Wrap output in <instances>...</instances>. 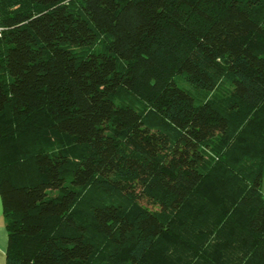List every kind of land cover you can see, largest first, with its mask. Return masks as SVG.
I'll list each match as a JSON object with an SVG mask.
<instances>
[{
	"label": "trees",
	"instance_id": "1",
	"mask_svg": "<svg viewBox=\"0 0 264 264\" xmlns=\"http://www.w3.org/2000/svg\"><path fill=\"white\" fill-rule=\"evenodd\" d=\"M0 195L6 264H264V0H0Z\"/></svg>",
	"mask_w": 264,
	"mask_h": 264
},
{
	"label": "crops",
	"instance_id": "2",
	"mask_svg": "<svg viewBox=\"0 0 264 264\" xmlns=\"http://www.w3.org/2000/svg\"><path fill=\"white\" fill-rule=\"evenodd\" d=\"M8 244L9 233L6 227L3 201L0 195V264H6Z\"/></svg>",
	"mask_w": 264,
	"mask_h": 264
},
{
	"label": "rangeland",
	"instance_id": "3",
	"mask_svg": "<svg viewBox=\"0 0 264 264\" xmlns=\"http://www.w3.org/2000/svg\"><path fill=\"white\" fill-rule=\"evenodd\" d=\"M106 40H107V38H104V34H100V38H99V42L100 43H97L92 48L86 46V47H83L81 49H82L84 54L85 53L88 54V53H90L92 51H96L97 49L100 50V49L103 48V45L106 43ZM177 83H178V85H180L181 87H183L185 89H188V87H189L188 83L184 79H182L180 77L177 78Z\"/></svg>",
	"mask_w": 264,
	"mask_h": 264
}]
</instances>
